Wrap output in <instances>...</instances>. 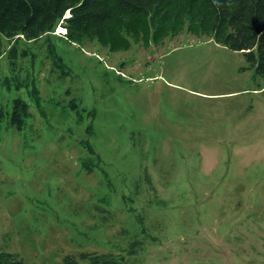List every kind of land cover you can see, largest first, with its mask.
Wrapping results in <instances>:
<instances>
[{
  "label": "rangeland",
  "instance_id": "374dc122",
  "mask_svg": "<svg viewBox=\"0 0 264 264\" xmlns=\"http://www.w3.org/2000/svg\"><path fill=\"white\" fill-rule=\"evenodd\" d=\"M60 28L20 41L16 67L3 40L0 104L30 115L0 124V249L264 264V78L244 54L186 31L111 52Z\"/></svg>",
  "mask_w": 264,
  "mask_h": 264
},
{
  "label": "trees",
  "instance_id": "16d2710c",
  "mask_svg": "<svg viewBox=\"0 0 264 264\" xmlns=\"http://www.w3.org/2000/svg\"><path fill=\"white\" fill-rule=\"evenodd\" d=\"M58 27L66 29L72 43L95 42L111 52L129 50L133 42L174 38L183 31L203 34L243 53L248 68L264 78V0H0V58L6 53V39L14 44L8 56L16 67L20 41L36 42ZM51 53L54 64L63 68L52 47ZM26 85L34 88L33 81ZM29 108L22 99L13 101L10 113L0 104V124L8 117L9 125L21 129ZM0 264L25 262L0 249ZM63 264L128 263L113 254L82 253L66 256Z\"/></svg>",
  "mask_w": 264,
  "mask_h": 264
},
{
  "label": "bare ground",
  "instance_id": "6f19581e",
  "mask_svg": "<svg viewBox=\"0 0 264 264\" xmlns=\"http://www.w3.org/2000/svg\"><path fill=\"white\" fill-rule=\"evenodd\" d=\"M67 16H69V15H67ZM59 32L65 34V33H66V29H64V28L61 27V28L59 29Z\"/></svg>",
  "mask_w": 264,
  "mask_h": 264
}]
</instances>
